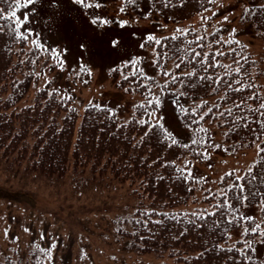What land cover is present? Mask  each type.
<instances>
[{
  "label": "trees",
  "instance_id": "obj_1",
  "mask_svg": "<svg viewBox=\"0 0 264 264\" xmlns=\"http://www.w3.org/2000/svg\"><path fill=\"white\" fill-rule=\"evenodd\" d=\"M148 2L149 11L158 13L165 20H169V17L172 19L188 17L203 9L199 0H188L183 8L165 7L162 0H148ZM173 2L178 3V0ZM0 7L7 9L8 5L0 0ZM245 9L243 15L253 22L258 34L264 39V0L249 2ZM217 28L221 30L218 36L224 37L226 41L238 40L239 43L231 45L225 43L205 49L197 47L196 50L212 52L216 47H221L225 52H229L230 48L236 49L242 65L240 73L235 71L240 65L234 62L232 55L216 58L218 63L225 65L224 68L209 67L207 71L199 63L200 58L189 62L182 41L194 40L196 35L204 34H198L194 30L183 36L176 32V29L163 32L155 36L162 38L175 35L177 39L166 41L167 46L163 49L152 42H146L145 39L142 41L145 45H152L153 51L168 52V57L162 60L163 67L156 64L155 66L160 73L164 74L166 70L170 75H167L164 81H158L155 74L146 73L137 66L145 76L152 77V80H144L139 75L125 80L124 76L132 70L129 67L122 68L123 72L119 75L118 84L141 96V100L135 103V112L124 119L107 104L90 103L83 108L79 121H76L73 108L59 113L65 106L63 104L65 99L59 98L54 88H48L46 83L37 87L31 101L19 106L15 105V99L23 95L30 85V80L37 75L35 63L32 62L30 68L23 65L29 66L31 61H36L38 50L31 43L26 48L23 45L25 41L17 40L5 29L0 32V152L5 156L12 154L11 156L20 163L25 158L26 168L47 175H64L70 170L76 172L80 169H89L93 176L107 174L133 184V190L137 192L136 210L130 217L132 227L125 233L129 235L131 244L137 250L166 251L173 257V261L167 264H264V242H261L260 235L251 232L248 236L241 235L244 228L253 227L255 218L247 215L245 217L253 219L251 221L240 219L244 217L240 210L245 203L253 204L260 201L264 208V201L261 199L264 197V185L259 184V176L255 181L258 188L244 183L243 196H248L249 189L253 192L259 191L260 195L254 199L241 198L237 201L230 199V192L227 196L220 192V189L227 190L231 185L232 179L225 177L227 172L233 171L230 170L222 174L221 177H225L223 182L218 179V191L214 190L213 193L204 196L206 199L205 197H212V194H215V198L206 199L212 203L210 207L193 210L171 208L172 205L186 202L193 192L192 178L183 179L187 174L185 171L183 173L177 171L182 167L175 159L185 153L198 156L196 153H203L213 145L230 146L222 145L220 140L215 139L213 128L207 123L208 119H214L222 127V140L230 143L234 148L254 146L250 143L252 134L249 131L243 128L232 132L229 130L233 127V120L240 125L246 122L244 117L249 122L256 120L258 113L254 114L248 109L258 108L259 100L249 99L240 108H236L235 103H240L242 97L253 93L264 96V84L260 79L264 74L258 75L264 73V65L257 56L246 49V43L237 36L236 32L233 30L223 32V23H218L210 32ZM212 40L209 35L206 36L205 42ZM188 52L190 53L191 49H188ZM243 57L248 58L247 63L244 62ZM177 63L181 64L180 68L175 67ZM186 72L195 75H184ZM171 74L178 77L175 82L172 81ZM202 76H212L215 80L223 77L224 82L217 84L200 80ZM236 80H240L242 84H251V89L243 92L232 91L228 88V83L234 88L241 87V84L235 83ZM139 85L150 86L149 95L158 97L160 104L162 92L171 95L179 119L188 129V139H182L172 132L179 143L169 147L170 141L164 140L159 129L149 131L152 124L156 123V119L150 117L148 113L153 109L156 111L160 105L147 106L145 93L148 90ZM4 91L5 93L2 94ZM177 100L179 103H174ZM141 104H145L146 107H138ZM181 105L189 113L195 111L196 115L186 117L180 110ZM209 108L212 111L204 116L203 120H199V116ZM228 108L232 109V115L228 114ZM220 112H224V116H220ZM192 119L198 120L199 123L190 124ZM142 120L149 123L141 124ZM251 126L255 128L257 125L253 123ZM198 128L207 129V134L196 132ZM26 136L32 138L26 139ZM199 137H204L207 143L192 145L190 148L183 147L184 144H190L192 138ZM192 149H195V152ZM258 158L256 149L254 157L239 169L238 173L245 175L249 166ZM259 171L261 169L257 166L253 169V174ZM225 199H228L233 207L221 209L214 207L223 203ZM168 206L169 208H166ZM210 213L215 215H209ZM234 217L235 221L229 224L228 221H233ZM242 223L243 228L234 238L229 239L231 237L229 233L231 234ZM258 232H264V228ZM256 239L260 240L261 245L257 244ZM245 240L252 242L255 251H249L244 243ZM229 248L232 250L227 251ZM0 264L22 263L19 259H13L6 254L0 259Z\"/></svg>",
  "mask_w": 264,
  "mask_h": 264
},
{
  "label": "rangeland",
  "instance_id": "obj_2",
  "mask_svg": "<svg viewBox=\"0 0 264 264\" xmlns=\"http://www.w3.org/2000/svg\"><path fill=\"white\" fill-rule=\"evenodd\" d=\"M255 1L261 0H219V6H207L217 15L212 16V11L204 15L212 17L208 22L209 32L218 23H223V32L235 30L246 43V49L264 65V39L253 22L243 15L248 3ZM98 2L99 8H85L72 0H38L29 9L21 10L22 17L24 11L34 9L35 14L30 17L32 23L25 28L30 27L38 34L23 45L27 48L33 38L39 39L49 49L60 50L65 63L61 71L48 53L38 51L37 75L30 80L23 95L15 99L16 106L31 101L37 87L46 83L59 98L65 99L59 113L73 108L76 121L90 103L107 104L126 119L135 112V103L141 96L118 84L124 62L139 58L137 66L142 71L155 74L158 81L166 79L153 63V46L145 45L142 40L150 34L159 35L187 26L204 34L199 17L203 9L188 17L165 20L149 11L148 0ZM225 16L227 21L223 19ZM97 18L110 23L93 24L91 21ZM122 21L128 23L121 27ZM113 40L119 42L116 47L112 46ZM81 63L91 71L90 76L77 75ZM31 64L32 61L23 67L30 68ZM129 68L132 70L131 66ZM260 79L264 84V75ZM161 97L155 116L162 117L171 132L188 139V129L180 121L171 95L162 92ZM207 123L213 128L215 139L230 146L212 147L207 150L209 156L185 153L175 159L186 174L191 169L193 192L186 202L172 205L174 210L210 207L212 203L204 196L218 191L217 181L222 174L230 170L238 173L256 153L255 145L234 148L222 140V127L214 119H208ZM11 155L0 152V259L7 254L22 264H167L173 261L164 250L140 251L131 244L125 232L132 227L130 217L136 210L137 192L127 180L107 174L93 176L89 169L47 175L26 168L25 158L20 163ZM240 211L244 217L255 218L253 227L259 223V230L264 228V208L260 201L245 203ZM242 228L243 223L229 233V239ZM256 242L261 245L259 239Z\"/></svg>",
  "mask_w": 264,
  "mask_h": 264
},
{
  "label": "snow or ice",
  "instance_id": "obj_3",
  "mask_svg": "<svg viewBox=\"0 0 264 264\" xmlns=\"http://www.w3.org/2000/svg\"><path fill=\"white\" fill-rule=\"evenodd\" d=\"M3 2L8 5L7 9L0 7V32H3L5 29L8 30V34L14 36L17 40H21V41H29L30 37H34L37 36L38 34L34 33L33 29L29 28H25V25H29L32 23V21L30 20V17L33 16L35 14L34 9L32 11H24L21 15L19 14L21 12L22 9H29L30 6L38 3V0H3ZM72 2L74 4H79L82 7L85 8H99L101 7L100 3L98 2V0H72ZM125 3H135V0H125ZM162 3L164 4L165 7H180L183 8L187 3L188 0H178V3H174L173 0H162ZM199 3L201 4L203 11L199 13V17H200V21L201 24L203 26V32L204 35H196L194 40H186V41H182V43L185 45L184 48V52L185 55L189 56V62L195 61L196 58H200L199 59V63H201V65L203 66L204 70L207 71L209 67H220V68H224L225 65L220 64L216 61L217 57L220 56H225V55H232L234 58V62L237 63L238 65H240V58H239V54L237 53L236 49L230 48L229 52H225L221 47H216L214 51L212 52H208V51H197L196 48H200V49H205V48H213L214 45L219 46L222 44L227 43L228 45H231L232 43H239L238 40L233 41V40H225L224 37L222 36H218V33L221 31L220 29H216L215 31L209 32L208 30V22L212 19L211 16H206L204 15L205 12H209L212 11V16H216L217 13L216 11H213L212 9L204 6V5H211V4H216L217 6H219V0H199ZM121 11H124L123 8H121ZM169 19H172V17H169ZM224 21L228 20V17L225 16ZM93 24H97L98 22L100 24H108L110 23V21L107 20H98L97 19H93L91 21ZM128 22L127 21H122L120 22V26L124 27ZM166 27V26H165ZM23 29V31H22ZM176 32L180 33L183 36H187L189 34V32H194V29L190 26L188 29H183V28H177L175 30ZM235 31V30H233ZM211 36L213 38L212 42H205L206 36ZM177 36L173 35L172 37H162V38H158L155 35H148L145 40L146 42H152L153 44H155L157 47L163 49L165 48L166 45V41L169 40H176ZM118 41L113 40L112 41V46L116 47L118 45ZM31 45L38 50L41 54L44 53H48L50 58L55 62V64L57 66H59L60 70L63 71L64 70V60L62 58L61 55V51L58 50L57 48H51L49 49L44 43L40 42L39 39L33 38L31 40ZM193 45H195L196 47H193ZM84 46L81 45V48H83ZM141 48L144 47V44L140 45ZM188 49H191V52H188ZM66 51V50H64ZM154 55L156 57V59L153 61L154 64L163 67L162 64V60L166 57H168V52L166 51H154ZM37 59H39V57H37ZM243 60L245 63L248 62V58L247 57H243ZM33 63H35L36 61L33 60ZM139 58H132L129 61H125L124 62V67H129L131 66L132 71L124 76L125 80H128L130 78H135L138 75L144 79V80H152V77H148L145 76L140 69L137 67V65L139 64ZM183 62V61H182ZM176 68H180L181 64L177 63L175 64ZM242 68V65H240V67H237V69L235 70L237 73H240ZM117 69H113L112 71H116ZM86 73L87 75H91V71L89 69H87V67L81 63L80 65V69L79 72L77 73V75L80 74H84ZM260 74H264V73H258V75ZM164 75H170V73H168L166 70L164 72ZM172 75V81L175 82L178 77L175 74H171ZM184 75L187 76H193L195 75V73L192 72H186L184 73ZM200 80H207L213 83H223L224 82V78L220 77V79L215 80L212 76H207V77H200ZM84 83H87V81H84ZM236 84H241V87L239 88H234L232 86L231 83H228V88L231 89L232 91H236V92H243L246 89H251L252 85L251 84H247V83H241L240 80H236L235 81ZM140 87H146L147 88V93H145L147 99H146V104L147 106H152L155 105L156 107H159L160 105V101L158 97L155 96H151L149 95V93H151V87L148 85H139ZM193 87H195V85H193ZM215 91V89H213ZM181 95H184L183 93H181ZM69 99H71V97H68ZM259 100V106L256 109H251L249 108L248 110L254 114L258 113V116L256 118V120L254 121H247V118L244 117L243 119H245V123L243 125H240L237 123L236 120H233V127L229 130L230 132L232 131H236L239 130L240 128H243L247 131H249L252 134V139L250 140V143L254 144L256 149H257V156L259 157L256 162L253 165H250L247 173L245 175H240L239 173L235 172V170L227 172L225 174V177H229L232 179L231 185L229 186V188L227 190L225 189H220V192L223 193L225 196L228 195V193H231V197L230 199L233 200H237L239 201L241 198L245 199V200H250V199H254L256 196L260 195L259 191L253 192L251 191V189H249V194L248 196H243V192H244V183L246 182L249 185H253L255 187H259L258 185H255V181L257 179V176H259V184L260 185H264V96H261L258 93H253L249 96H245L242 97L240 103H235V107L236 108H240L242 104H244L245 101L247 100ZM174 103H179V101H175ZM207 103V102H205ZM215 107H219V105H214ZM99 107V106H97ZM138 107L140 108H145L146 105L145 104H141ZM180 110L184 113V115L187 117L189 115L195 116L196 113L195 111L189 113V111L187 109H184L183 106H180ZM110 111V110H109ZM212 111L211 108H209L207 110V112H204L203 114H201L199 116V120H203L204 116L208 115V113H210ZM227 112L229 115H232V109L228 108ZM224 112H220V116H224ZM148 115L150 117H153L154 119H156V123L152 124V126L149 128V131H153L155 129H159L160 134L163 135V138L165 141H170V144L168 145L169 147H172L174 145H177L179 143V141L174 137L173 133L171 131L168 130V128H166L164 126V124L161 122L162 121V117L161 118H156L155 116V109H153L152 112L148 113ZM141 124H147L149 123V121L146 120H142L140 121ZM190 124H198L199 121L196 119H192L190 122ZM255 123L257 126L255 128H253L251 125ZM196 132H204L205 134H207V129H203V128H198L195 130ZM148 133L146 132L145 135H147ZM207 141L204 139V137H199V138H192L190 144H184L183 147L185 148H190L192 145H198V144H206ZM212 147L214 148H221V145H213ZM195 152V149H192ZM225 151H227V149H224ZM196 155L199 156H209V153L207 152V150L205 149V151L203 153H196ZM257 166H259V168L261 169V171H259L258 173L253 174V169L257 168ZM177 171L183 173V169H177ZM225 177H221V182L224 181ZM180 178V177H178ZM192 178V172L191 169H188L187 171V175L183 176V179L188 180ZM161 179H163V177H161ZM189 191H191V189H189ZM206 199L208 198H215V194H212V197H205ZM262 201H264V197H261ZM214 207L221 209V208H231L233 207L232 204H230L228 202V199H225L223 201V203L221 204H217ZM209 215H215V213H210ZM203 219V218H202ZM241 221H251L253 218L252 217H241L240 218ZM235 221V217L233 218V221H228L229 224L233 223ZM137 223H139V221H137ZM155 223H160L159 221H155ZM214 224H218V222H214ZM260 229V224L256 223L255 227H252L251 229L249 228H244L243 232L241 233L242 236H248L249 233L251 232V234H258L261 237V242H264V232H258V230ZM27 231V230H26ZM6 234H7V230H6ZM246 247L249 249V251H255V249L252 247V242L245 240L244 241ZM54 247V245L52 246ZM232 249L229 248L227 249V251H231ZM41 251H45L44 249H41Z\"/></svg>",
  "mask_w": 264,
  "mask_h": 264
}]
</instances>
